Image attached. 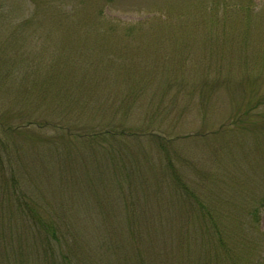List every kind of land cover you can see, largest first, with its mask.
I'll return each instance as SVG.
<instances>
[{
	"label": "rangeland",
	"instance_id": "obj_1",
	"mask_svg": "<svg viewBox=\"0 0 264 264\" xmlns=\"http://www.w3.org/2000/svg\"><path fill=\"white\" fill-rule=\"evenodd\" d=\"M202 217L264 264V0H0V247L218 264Z\"/></svg>",
	"mask_w": 264,
	"mask_h": 264
},
{
	"label": "trees",
	"instance_id": "obj_2",
	"mask_svg": "<svg viewBox=\"0 0 264 264\" xmlns=\"http://www.w3.org/2000/svg\"><path fill=\"white\" fill-rule=\"evenodd\" d=\"M24 127V126H23ZM1 129H3V131H14L17 129H20L19 125H15L12 128V125H6V124H2L1 125ZM4 145V144H3ZM5 147V146H4ZM10 176L9 179L6 177L4 179V184L8 185L10 184V186H12L13 190L18 186V182L17 179L12 175V172H9ZM14 174V173H13ZM15 175V174H14ZM7 187V186H6ZM8 190L10 191V187H7ZM16 192V190H14ZM23 204H21V207ZM27 205V209H28ZM33 208L30 207L28 209V211H32ZM202 219V223L203 226H201V230L203 231V233H207V236H213L212 238V252L207 249V251L211 254L212 260L215 259V261L219 264H239V260L240 258L238 257L237 252L232 248V247H228V245H226V240L223 238L222 235V231L219 229L218 223L219 221H217L214 218L209 217L206 221L205 219ZM21 224L27 228L30 229L31 231H34L35 234H37V232L39 234H43L45 236L48 237V234L51 233L52 236L51 238H56V234L58 233V229L56 228V223L50 220H45V219H41V218H36L35 216H31V218L28 216L27 218H22V220H20ZM213 235H212V234ZM19 234V233H17ZM5 239V236L1 235V231H0V242L2 239ZM215 241V244L213 243ZM10 246L12 244H14L13 241H8L7 242ZM46 244H48L46 242ZM7 246H2L0 247V264H22L21 263V256L18 255L17 253V248L16 247H8ZM53 255L46 251V253L41 256V259H46L47 257H52ZM61 258L63 260H65V256L62 254ZM211 260V259H210Z\"/></svg>",
	"mask_w": 264,
	"mask_h": 264
}]
</instances>
